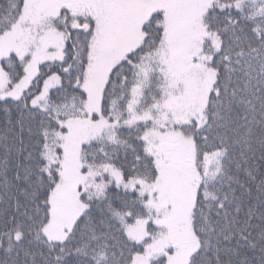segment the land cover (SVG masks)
Returning <instances> with one entry per match:
<instances>
[{
	"label": "snow or ice",
	"instance_id": "1",
	"mask_svg": "<svg viewBox=\"0 0 264 264\" xmlns=\"http://www.w3.org/2000/svg\"><path fill=\"white\" fill-rule=\"evenodd\" d=\"M0 264H264V0H0Z\"/></svg>",
	"mask_w": 264,
	"mask_h": 264
}]
</instances>
